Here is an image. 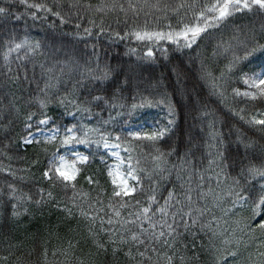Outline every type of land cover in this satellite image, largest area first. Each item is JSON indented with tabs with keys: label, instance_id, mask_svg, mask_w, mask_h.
<instances>
[{
	"label": "trees",
	"instance_id": "16d2710c",
	"mask_svg": "<svg viewBox=\"0 0 264 264\" xmlns=\"http://www.w3.org/2000/svg\"><path fill=\"white\" fill-rule=\"evenodd\" d=\"M27 2L51 6L65 23L42 12L38 16L46 15V19H33L35 10L19 0H0V7L8 12L0 15V264H169V258L171 264H264V232L257 228L264 211L253 218V201L261 194L264 177H249L245 171L251 166L264 167V126L246 123L264 112V98L252 100L233 92L255 91L241 77L245 73L252 76L264 65V12L253 8L235 13L219 28L202 34L191 48H178L167 40L157 44L131 36L120 39L116 33L123 36L146 23L149 30L168 31L169 23L176 28L181 18L187 22L191 14L182 9L177 16L170 9L191 0H146V5L145 0H131L138 5L137 13L128 9L129 0ZM210 2L198 0L200 4ZM113 3L115 9L97 11ZM121 4L124 12L119 10ZM157 4L160 10L151 7ZM85 28L91 29V35ZM25 38L39 42L40 48L27 59L18 58L26 49L12 52L6 62L8 46ZM149 47L153 56L146 58ZM246 51L251 54L237 63L235 58L244 57ZM232 63L235 67L230 72ZM96 96L103 99L90 104V119L76 112L72 104L60 102L66 98L83 104ZM142 97L153 106L133 110L131 105ZM39 99H47L43 110ZM161 99L165 103H157ZM42 112L50 118L48 129L83 123L110 133L113 142L119 135L121 149H132L131 162L142 178L134 196H112L103 148L94 144L69 145L81 147L90 156L74 187L55 174L45 178L52 153L63 154L69 146L23 143L29 131L40 130L37 122L43 118ZM30 114L33 119L28 121ZM136 119L165 127V120L173 123L161 140H133L123 127ZM26 123H31V129ZM128 157L126 152V162ZM210 160L215 163L209 165ZM235 179L239 185L233 183ZM169 191L181 201L180 205L173 201L169 223L177 208L207 209L194 228L187 232L178 229L180 235L168 241L172 247L163 240L139 247L114 244L110 240L119 241V234L110 237L101 231L100 217L116 220L115 210L121 213V220L134 218L149 206L153 195L155 211ZM236 192L251 194L250 199L242 205L234 203ZM189 194L191 204L186 199ZM92 215L97 217L95 221L89 218ZM162 219L158 213L154 216L156 222ZM109 227L125 232L118 223L103 225ZM126 227L137 230L135 225Z\"/></svg>",
	"mask_w": 264,
	"mask_h": 264
},
{
	"label": "snow or ice",
	"instance_id": "6c2138e0",
	"mask_svg": "<svg viewBox=\"0 0 264 264\" xmlns=\"http://www.w3.org/2000/svg\"><path fill=\"white\" fill-rule=\"evenodd\" d=\"M19 3L25 5L28 9H34L35 11L31 12V17L33 19L44 18L47 16L39 17V13L51 14L60 19L61 24L65 23L64 18L61 16L59 11H53L52 7L45 3H28L27 0H19ZM146 5V0H145ZM117 7L115 3L112 5H103L97 8V11H104L105 8L108 10H113ZM151 7H156L157 10H160L159 5H151ZM253 8L258 9L261 12H264V0H212L210 3L200 4L198 0H191L190 3H181L170 10L177 16L180 15V11L182 9H186L187 13L191 14V19L187 22L181 18L177 27L173 28L172 24L169 23L166 25L168 31H162L157 29L149 30L147 27V23L145 27L141 29H133L131 32H125L123 36H120L119 33H116V36L120 39L128 38L129 36L134 37L137 41H148L159 43L160 41L167 40L172 44H175L179 47L191 48L193 44L197 42V40L202 36V34L207 33L210 29L219 28L224 22L228 20L229 17L233 16L235 13L242 11H252ZM128 9L133 13H137L138 5L132 3L131 0L128 2ZM165 9H168V6L165 5ZM119 10L121 12L125 11L124 6L119 5ZM7 9L5 7H0V15H7ZM167 18V17H166ZM19 19V17H17ZM159 21L157 20V23ZM77 28L80 27L79 24L76 25ZM104 29L101 28V32ZM84 32L88 35H91V29L85 28ZM40 48V43H32L27 38L21 40L20 42H12L7 51L4 54V60L7 62L9 59V55L12 52L19 53L21 50L26 49V53L23 57H18L19 59H27L29 55L34 54ZM135 51V50H133ZM166 53V49L164 50ZM251 53L246 51L244 57H236L235 60L238 63L241 59H247V57ZM153 56V50L151 47L145 53L146 58H151ZM235 67V63H232L228 66L229 71L231 72ZM10 71V69H9ZM108 73L105 72L103 78H107ZM242 82L248 87V89H255V91H243L241 92L239 89H233L234 95L237 97H246L252 100H256L259 98H264V73H256L252 76L248 74H243L241 77ZM49 85L45 86V92ZM222 95V93H221ZM103 98L100 96L93 97L92 101L85 102L83 104L78 103L73 100H68L66 98H61L60 102L62 104L68 103L72 104L75 108L76 112L84 114L87 118H91L92 111L90 104L94 102H99ZM39 106L41 110L47 107V99H39ZM105 103L108 102L105 100ZM157 103H165L164 99L157 101ZM120 107H124V105H119ZM145 106H153V102L148 100L147 98H141L139 103H133L131 108L135 110L136 108H143ZM112 107L115 108L117 105L115 103L112 104ZM43 114V112H42ZM172 114L171 106L169 105V115ZM34 114H30L27 117L28 121L33 119ZM68 115H75L73 112H69ZM207 115V113H205ZM257 116L259 118H257ZM257 116H253L251 119L247 120L246 123L250 125H259L264 126V112H259ZM49 117L46 114H43V118L40 119L37 123L39 125H47L49 123ZM111 119V118H110ZM241 119H244L241 116ZM110 121H104V124L109 123ZM169 125L173 123L172 120H169ZM26 128L31 129V123H26ZM39 130V129H38ZM170 131L168 127L158 128L150 133H141V132H129L128 135L133 140H147V141H158L162 139L167 132ZM33 136L31 131L28 132V135L24 137V144H31L33 140L30 137ZM116 142H113V138L110 133H106L102 131L100 127H89L83 123L73 124L71 126H65L63 130L60 127H54L50 130V133L45 137L44 143H57L59 146H69L73 144L84 145L85 147L96 145L98 148H103L106 151L110 152V155L116 159V163L113 165L107 166V175L111 180V184L113 185L112 196L115 198L124 197H132L137 192L136 185L141 183V177L138 175V171H140L136 166L132 164L131 151L132 149L129 147H125L124 151L129 152L127 168L122 170V166L125 161L120 156L119 151H111L113 149L119 150L122 145L119 143L121 137L119 135L114 137ZM72 156L73 160L69 161L64 155H60L59 152H53L49 159V167L43 173L45 178L51 179L52 175L55 176L63 183L72 184L77 179V176L80 174L82 165H86L90 156L85 155L79 152H73ZM103 159V158H102ZM156 160H160L161 157H154ZM139 161H137V164ZM215 161L210 160L209 165H212ZM159 168L160 166L157 165ZM163 170V169H161ZM2 171V169H0ZM249 177L260 176L264 177V167H256L251 166L245 170ZM130 181L135 182V184L130 183ZM93 181L89 178V183ZM219 182V180H218ZM235 185H239V179H235L233 181ZM11 187V186H10ZM15 189L12 188V193H15ZM50 195V194H49ZM237 200L234 203L239 202H247L250 199L251 194L245 196L242 192L235 193ZM186 199L191 204V195H187ZM173 201L175 205H180L181 201L178 198L177 194L174 191H169L168 196L165 198V202L163 205L157 207L155 211H153L152 205L156 204V197L153 195L149 197V206L143 207L140 209L138 213L134 214V218L131 219H119L121 213L119 211L113 212L114 216L117 218L113 220L111 216L105 221L103 217H100L101 231H106L110 237H115L119 234V241L115 239H111V243H120L122 245L132 244L137 247L141 245L154 244L159 243L161 240L168 246L172 247L173 245L169 244V239H175V237L180 235L178 229L183 227L184 231L187 232L190 229L194 228L199 223V218L202 217L207 209L205 208H191L189 207L187 211H184L182 207L177 208L175 212L171 213L172 222H168V216L170 215L169 209L173 207ZM102 203V202H99ZM253 218L261 215V212L264 211V185H261V194L259 197L253 201ZM121 207H125L126 203H121ZM15 208V205H13ZM111 207V205H109ZM102 211V209H100ZM193 212L196 215H193ZM159 214L163 219L159 222L154 220V216ZM84 215H89L88 213H83ZM93 221L96 220V216L92 215L89 217ZM107 224L109 226H113L114 224H120L121 229H125V232H121L119 229H115L113 227H109L108 229H104L103 225ZM135 225L136 231H132L127 229L126 226ZM147 225V226H145ZM209 225H202L203 227H209ZM250 227V226H248ZM257 228L264 232V220H261L257 225ZM159 229V231L157 230ZM255 230V229H251ZM139 255L144 256L143 252H140ZM232 256H235L236 253H231ZM264 256V253H261ZM169 264H171V258H169Z\"/></svg>",
	"mask_w": 264,
	"mask_h": 264
},
{
	"label": "rangeland",
	"instance_id": "374dc122",
	"mask_svg": "<svg viewBox=\"0 0 264 264\" xmlns=\"http://www.w3.org/2000/svg\"><path fill=\"white\" fill-rule=\"evenodd\" d=\"M261 73H264V70L261 72ZM42 128H44L46 125H40ZM158 128H163V126H160L158 124H141V125H135V126H131L129 128L126 129L127 133L129 132H141V133H150L151 131L155 130V129H158ZM50 133V131H46V130H41L39 132H36L33 134L32 137H30V139L33 140V142H39V141H43L45 140V137ZM79 152V153H82L80 151H78L77 149H74V148H71L69 149V152L63 154L69 161L73 160L74 157L72 156V153L73 152ZM105 151V155L107 157V160H108V165H113L115 164L117 161L114 157H112L110 155V152L109 151ZM111 151H119V154L120 156L122 157V154L124 153L123 151H121L120 149L119 150H116V149H113ZM84 154V153H83ZM123 158V157H122ZM127 168V164L124 163V165L122 166V170H125ZM110 180V178H109ZM111 182V180H110ZM130 183H133L135 184V182H132L130 181ZM137 187V190L139 188V185H136Z\"/></svg>",
	"mask_w": 264,
	"mask_h": 264
}]
</instances>
